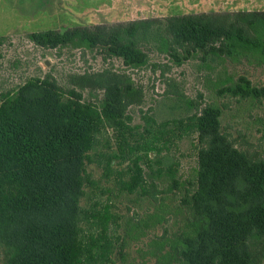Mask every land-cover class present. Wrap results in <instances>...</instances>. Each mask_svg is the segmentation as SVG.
Segmentation results:
<instances>
[{
    "label": "trees",
    "instance_id": "trees-1",
    "mask_svg": "<svg viewBox=\"0 0 264 264\" xmlns=\"http://www.w3.org/2000/svg\"><path fill=\"white\" fill-rule=\"evenodd\" d=\"M29 38L43 48L97 50L104 60L121 58L126 68L146 66L152 43L176 65L196 53L264 65V9L80 24L32 31ZM165 66L153 63L154 69ZM68 84L65 88L46 73L0 94L4 264H111L108 210L82 205L86 186L96 183L88 164L103 165L107 174L114 159L130 160L127 178L119 174L123 188L154 194L156 183L145 167L153 170L161 160H152L149 152L159 154L186 135L197 137V171L194 188L183 197L190 228L176 247L174 264L264 263V158L238 147L222 130L220 106L202 105L175 91L194 109L192 114L158 121L142 111L143 123L133 125L129 107L141 104L144 92L127 71L110 66L74 72ZM84 89L100 91L99 102L86 100ZM221 91L264 98V86L245 75ZM109 128L117 150L106 140L108 149L98 151ZM171 171L176 185V169ZM97 224L102 228L98 235L92 231Z\"/></svg>",
    "mask_w": 264,
    "mask_h": 264
},
{
    "label": "rangeland",
    "instance_id": "rangeland-1",
    "mask_svg": "<svg viewBox=\"0 0 264 264\" xmlns=\"http://www.w3.org/2000/svg\"><path fill=\"white\" fill-rule=\"evenodd\" d=\"M243 9H264V0H0V94L30 77H43L46 73H51L68 88L70 73L98 71L111 66L130 73L135 84L143 88L141 104L129 107L133 125L143 123L142 111H148L158 121L192 114L194 109L188 106L185 98L174 93L182 92L202 105L220 106L222 130L238 147L264 158V98H241L221 91L240 75L247 76L255 85L264 86V65L214 55L203 58L201 53L176 65L152 43L148 44L151 49L146 66L126 68L121 58L104 60L97 50L43 48L29 38L32 31L50 28L63 30L73 25L115 23L132 17L163 19L170 14ZM153 63L168 64V67L154 69ZM83 95L86 100L99 102L101 92L96 94L84 89ZM100 139L98 151L108 149L106 140L117 150L111 128ZM197 153L196 135L175 140L159 154L150 151L152 160H161V164L153 163V170L145 167L150 173L149 179L156 183L152 189L157 190L154 194L141 190L129 192L123 188L119 174L122 172L123 179L127 178L130 160L114 159L107 174L103 165L88 164L87 169L96 183L86 186L82 205L96 206L102 213L108 210L109 233L114 242L109 253L111 264L177 262L176 247L190 228L183 197L195 186ZM175 169L176 185L171 171ZM92 220L97 221V218ZM101 229L97 224L92 231L98 235ZM0 264H4L1 248Z\"/></svg>",
    "mask_w": 264,
    "mask_h": 264
},
{
    "label": "crops",
    "instance_id": "crops-1",
    "mask_svg": "<svg viewBox=\"0 0 264 264\" xmlns=\"http://www.w3.org/2000/svg\"><path fill=\"white\" fill-rule=\"evenodd\" d=\"M138 18H147V17H132L131 19H138Z\"/></svg>",
    "mask_w": 264,
    "mask_h": 264
}]
</instances>
